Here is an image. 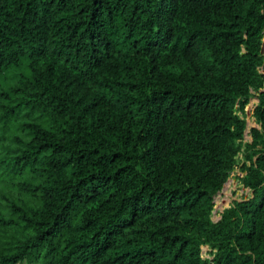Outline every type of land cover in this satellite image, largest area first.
<instances>
[{
  "label": "trees",
  "instance_id": "obj_1",
  "mask_svg": "<svg viewBox=\"0 0 264 264\" xmlns=\"http://www.w3.org/2000/svg\"><path fill=\"white\" fill-rule=\"evenodd\" d=\"M263 34L264 0H0V264H264Z\"/></svg>",
  "mask_w": 264,
  "mask_h": 264
},
{
  "label": "rangeland",
  "instance_id": "obj_2",
  "mask_svg": "<svg viewBox=\"0 0 264 264\" xmlns=\"http://www.w3.org/2000/svg\"><path fill=\"white\" fill-rule=\"evenodd\" d=\"M262 42L264 43V34L262 37ZM254 102L255 100L251 99L250 102L244 107L243 111L238 112L239 117L244 121L243 141L250 140L249 130L252 127H256V124L254 123L250 113L251 106ZM240 176L241 173L239 172V168L236 167L228 176L222 188L213 196V207L211 210L212 220L217 219L222 208L226 207L232 200L240 199L248 194V190L244 188L238 181ZM206 251L207 247L205 245L201 246L202 256H207Z\"/></svg>",
  "mask_w": 264,
  "mask_h": 264
},
{
  "label": "water",
  "instance_id": "obj_3",
  "mask_svg": "<svg viewBox=\"0 0 264 264\" xmlns=\"http://www.w3.org/2000/svg\"><path fill=\"white\" fill-rule=\"evenodd\" d=\"M263 51H264V43L262 42L261 43V47H260V53H263ZM218 193V192H217Z\"/></svg>",
  "mask_w": 264,
  "mask_h": 264
}]
</instances>
